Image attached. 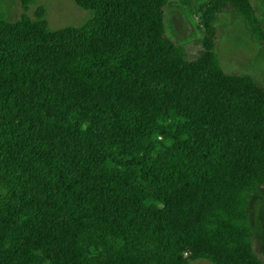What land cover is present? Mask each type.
I'll return each instance as SVG.
<instances>
[{
    "label": "trees",
    "instance_id": "obj_1",
    "mask_svg": "<svg viewBox=\"0 0 264 264\" xmlns=\"http://www.w3.org/2000/svg\"><path fill=\"white\" fill-rule=\"evenodd\" d=\"M0 21V264H264L249 211L264 186V86L225 70L199 9L202 55L168 31V0H73L86 24L50 31L33 0Z\"/></svg>",
    "mask_w": 264,
    "mask_h": 264
},
{
    "label": "rangeland",
    "instance_id": "obj_2",
    "mask_svg": "<svg viewBox=\"0 0 264 264\" xmlns=\"http://www.w3.org/2000/svg\"><path fill=\"white\" fill-rule=\"evenodd\" d=\"M208 0H168V31L175 42L184 49L185 59L199 58L202 47L199 39L198 9ZM253 13L264 31V0H249ZM39 8L44 10V19L50 31L76 28L92 18L91 12L78 8L73 0H33L27 15ZM23 13L18 0H0V21L15 22ZM221 33L217 54L225 70H249L264 86V49L251 39L244 23L231 14H224L216 24ZM252 230V248L264 263V186L252 196L249 211ZM193 264H209L197 261Z\"/></svg>",
    "mask_w": 264,
    "mask_h": 264
}]
</instances>
